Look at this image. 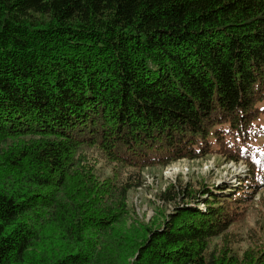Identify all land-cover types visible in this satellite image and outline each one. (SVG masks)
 <instances>
[{"label":"trees","instance_id":"16d2710c","mask_svg":"<svg viewBox=\"0 0 264 264\" xmlns=\"http://www.w3.org/2000/svg\"><path fill=\"white\" fill-rule=\"evenodd\" d=\"M263 116L264 0H0V264H264L230 231L264 189ZM217 151L236 186L133 219L143 170Z\"/></svg>","mask_w":264,"mask_h":264},{"label":"rangeland","instance_id":"374dc122","mask_svg":"<svg viewBox=\"0 0 264 264\" xmlns=\"http://www.w3.org/2000/svg\"><path fill=\"white\" fill-rule=\"evenodd\" d=\"M258 125L264 127V116L260 118ZM262 144L264 138L259 139L255 145ZM247 172V165L243 161L237 164L227 162L222 155H218V151L199 160L183 159L167 167L147 168L142 173V187L129 193L128 205L134 220L144 224L158 223L159 214L167 215L172 209L165 206L159 198L170 186L181 183L234 187L238 184V178L243 179ZM230 231L232 237H235L231 241L237 242L233 244L235 251L246 249L251 243L264 239V189L254 196L253 203L247 205ZM213 245H219L218 240L214 241Z\"/></svg>","mask_w":264,"mask_h":264},{"label":"bare ground","instance_id":"6f19581e","mask_svg":"<svg viewBox=\"0 0 264 264\" xmlns=\"http://www.w3.org/2000/svg\"><path fill=\"white\" fill-rule=\"evenodd\" d=\"M173 172H177V171H173ZM171 184V183H170ZM166 189V188H165ZM157 197V196H156ZM157 199V198H156Z\"/></svg>","mask_w":264,"mask_h":264}]
</instances>
